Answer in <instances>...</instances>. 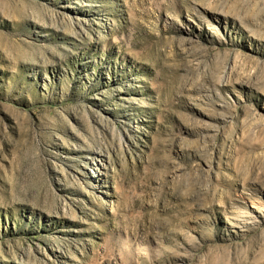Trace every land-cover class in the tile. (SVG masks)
I'll use <instances>...</instances> for the list:
<instances>
[{
  "label": "rangeland",
  "instance_id": "374dc122",
  "mask_svg": "<svg viewBox=\"0 0 264 264\" xmlns=\"http://www.w3.org/2000/svg\"><path fill=\"white\" fill-rule=\"evenodd\" d=\"M0 264H264V0H0Z\"/></svg>",
  "mask_w": 264,
  "mask_h": 264
},
{
  "label": "bare ground",
  "instance_id": "6f19581e",
  "mask_svg": "<svg viewBox=\"0 0 264 264\" xmlns=\"http://www.w3.org/2000/svg\"><path fill=\"white\" fill-rule=\"evenodd\" d=\"M95 162L99 164V161L95 159ZM101 163V162H100ZM97 167V166H96Z\"/></svg>",
  "mask_w": 264,
  "mask_h": 264
}]
</instances>
